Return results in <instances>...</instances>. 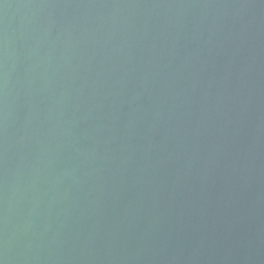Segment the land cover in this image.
<instances>
[{
    "label": "water",
    "instance_id": "obj_1",
    "mask_svg": "<svg viewBox=\"0 0 264 264\" xmlns=\"http://www.w3.org/2000/svg\"><path fill=\"white\" fill-rule=\"evenodd\" d=\"M0 264H264V0H0Z\"/></svg>",
    "mask_w": 264,
    "mask_h": 264
}]
</instances>
